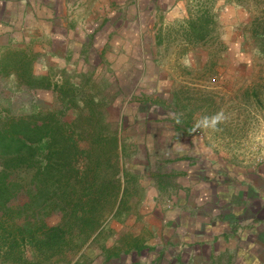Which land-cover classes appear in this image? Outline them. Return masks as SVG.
Instances as JSON below:
<instances>
[{
    "label": "rangeland",
    "instance_id": "374dc122",
    "mask_svg": "<svg viewBox=\"0 0 264 264\" xmlns=\"http://www.w3.org/2000/svg\"><path fill=\"white\" fill-rule=\"evenodd\" d=\"M177 1L185 14L181 11L179 16L172 17L166 13L153 16L149 11L144 13L149 23L155 20L161 26L153 33L151 28L144 27L142 43H133V37H129L132 42L127 39L128 43H122L124 59H106L109 53L114 54L111 47L115 45L111 44L108 50V44L103 41L101 45L95 42L94 47L88 44L84 55L81 47L89 42L86 36L92 35L90 24H93L88 22V14L80 12L77 23L68 24L66 28L74 34L76 42L73 46L76 52L79 51L80 58L77 55L73 59H66L69 63L67 68L71 70L69 73L63 69L60 74V70L53 67L49 68V73L53 81H60L59 77L63 75L71 77L74 83L85 85L89 94L102 102L109 132H119L126 152L125 155L123 153V170L139 173L137 176L128 175L129 195L122 205L119 218H112L102 226L95 240L96 247L103 243L112 244V254L127 250L125 257L130 260L136 258L134 253H130L132 248L154 245L156 235L152 234L150 223L153 219L130 216L144 209L142 201L148 193H144L140 185H150L148 179H155L156 165L161 166V173L168 175L173 174L174 166L178 169V165L168 159L157 161L160 155L157 139L161 136L160 141H174L176 147L184 149L178 153L179 157L178 154L173 157L186 160L183 164L186 179L178 173L173 179L165 178L166 182L173 181L176 186L186 185V216L178 225V232H166L169 236L173 234V240L186 242V248H190L198 236L196 231L205 226L198 216H207L210 220L207 219V225L215 231L220 227L223 232L207 238L209 247L200 248V252L188 249L186 259L190 262L188 264H225L229 260V253L226 251L221 257L215 249L219 245L214 244L217 241L228 243L235 225L220 220L218 214L223 212L220 208L234 203L236 198L255 195L250 185L247 186V181L254 184L258 194L264 197V106L257 107L249 92L252 87L261 85L264 100V60L247 40L255 3L212 0L209 7L215 23L209 35L204 41L190 43L185 36L186 19L189 14L195 13L203 0ZM134 27L129 17L124 28L139 32L138 27ZM97 29L105 31L106 27ZM157 32L160 42H155ZM56 33H62V29H57ZM101 35L99 39H105ZM33 45L24 47L23 44L10 43L1 52L21 48L32 56ZM140 51L142 55H139ZM51 63L54 61L51 60ZM72 67L75 70L84 68L75 73ZM40 70L37 63L34 71L41 75ZM59 106L58 100L49 91L34 92L17 85L13 77H0V109L7 107L12 115L30 114ZM70 118L67 115L66 119ZM143 120L149 123L145 124ZM159 131L165 132L164 135H159ZM143 152L147 153V158H151L148 170L142 163ZM163 153L170 158L171 154H167L166 150ZM142 172L144 175L148 173V176H143ZM168 205L172 206L170 203ZM234 207L244 208L245 203L235 204ZM58 221L57 215L48 219L50 225ZM176 236H181V239ZM251 251L257 252L258 248L254 247L244 254L239 252L236 264H240L245 255L246 259L247 255L253 258ZM88 253L94 256L92 250ZM141 254L138 252L137 257L147 259L154 255L146 250ZM72 255V252H68L64 260ZM32 256L30 252L27 253L29 259ZM175 257H179V254L172 250L166 259L169 261Z\"/></svg>",
    "mask_w": 264,
    "mask_h": 264
},
{
    "label": "trees",
    "instance_id": "16d2710c",
    "mask_svg": "<svg viewBox=\"0 0 264 264\" xmlns=\"http://www.w3.org/2000/svg\"><path fill=\"white\" fill-rule=\"evenodd\" d=\"M211 1L199 2L189 14L186 41L209 35L215 23ZM230 1L255 3L247 40L264 60V0ZM34 62L21 48L0 53L1 78L49 91L60 105L23 115L0 109V257L8 264L64 261L97 237L125 203L124 146L119 132H109L102 102L71 77L53 81L50 73L37 75ZM249 92L263 107L261 85ZM54 215L59 221L50 225Z\"/></svg>",
    "mask_w": 264,
    "mask_h": 264
},
{
    "label": "crops",
    "instance_id": "0c3cea01",
    "mask_svg": "<svg viewBox=\"0 0 264 264\" xmlns=\"http://www.w3.org/2000/svg\"><path fill=\"white\" fill-rule=\"evenodd\" d=\"M148 11L152 14L151 16L159 13H166L170 14L172 17H177L181 11L185 14L184 8L180 6L177 0H0V53L1 49L10 43L23 44L24 47L37 43L38 45H33L32 56L42 69L40 70L42 71L41 75L49 73L50 67L60 70V74H62L63 71L69 73L71 70L67 68L69 67V63L66 59H73L77 55H79L78 57L80 58V54L78 53L79 51L76 52L73 46L76 41L73 39L74 34L72 30H67L66 28L68 24L75 25L77 23V15L80 14V12H85V14H88V22L93 24H90L93 31L92 35L89 34L86 36L89 37V42L81 47L84 55L86 54L88 44L94 47L95 42L100 44V42L103 41L104 44H108V50L111 44L115 45L111 47L114 54L111 55L109 53L108 56L106 55V59L110 60L111 57H123L124 59L125 56H122L123 54L120 46L122 43H128V41L132 42L129 37H133V43L135 44L142 43V31L144 27L151 28L153 33L158 31V28L161 26V24L158 21L155 22V20H153L154 22L152 23L148 22L149 19L144 15V13ZM130 12H132V15H129ZM129 17L133 25L138 27L139 32H137L136 29L132 30L130 28V30H127L124 28ZM185 17H187V13ZM100 27H106V30L97 29ZM57 29H62V33H56ZM101 33L105 39L103 37L99 39L102 36ZM82 36L85 35L82 34ZM154 38L155 42H160L159 32L155 33ZM50 42H52L51 46L49 45ZM122 48L124 49V47ZM142 53L140 51L139 55H142ZM135 56L136 55H134V57ZM51 60L54 61V63H51ZM37 63L34 65V70L36 69ZM83 68L80 67L75 70L72 67V71L75 70V73H79L83 71ZM59 78L61 79V77ZM143 122L145 124L149 123L144 120ZM164 133L165 132H158L159 135H164ZM159 138L157 139V151L159 150L160 155H163L164 150H166L167 154L170 153L171 156L169 158L168 156H164L165 154L163 155L164 157L159 155L157 161L164 158L168 159L173 161V164H176V166L178 165V169L176 170L174 166L172 170L173 174L168 175L161 173V166L156 165L157 169L153 174L155 179L153 177L148 179L150 185L143 183L140 185L143 191L145 190L144 193L146 191V193H148L146 194V198L142 201L144 203V207L142 208L144 209L138 212V214L130 216L133 218L153 219L150 223L152 225V234L154 236L156 235L154 245L147 248L142 247L141 249L140 247H134L135 249L132 248L133 250H131L130 253H134L136 258H130V260H128L125 257L127 255V250H121L112 254V244L103 243L96 247L95 240L100 235V232L97 237L94 239L91 238L90 241L82 246L70 259L66 261L52 259L53 262L43 264H188L190 263L188 258L186 259V252L188 249L198 250L200 252V248L209 247L207 238L213 235L218 236L220 232H223L220 227L216 231L212 230L210 226L207 225L210 220L204 215L202 217L198 216V219L205 226H202L201 230L196 231L198 236H196L194 242L191 241L193 243H191L192 245L190 248H186V242H179V239L173 240V234L169 236V233L166 232L168 230L178 232V225L186 216V185L176 186L175 182H166L165 178L168 177L173 179L175 174L178 173V175H183L186 179V170L185 167L183 168V164L186 160L173 157L174 154L182 153L184 149L179 146L176 147L177 144L174 141H160ZM125 153L126 152H124V155ZM184 154L185 153H183L182 156H184ZM143 156L144 160H142V163L144 168L148 170L147 165L151 164V158H147L148 156L145 152H143ZM177 156L179 157L180 155L178 154ZM137 162H141V160ZM125 174L127 180L125 184H123L126 189L123 200L126 202L127 196L129 195L128 177L137 176L139 173L138 171L127 172V170H125ZM142 175L148 176V173L144 175L142 172ZM244 186L245 184H243V187ZM247 186H249L255 195L243 197L242 199L236 198L234 203L230 202L226 204L225 207L220 208L223 212H219L218 214L221 221H230V223H234L235 225L234 232L232 233L233 235L227 240L228 243L224 244L223 241H214L215 246L219 245V248L215 247V249L220 252L221 257L226 251L229 253V260L225 264L238 263L236 258H238L239 252L244 254L246 251L254 249V247H257L258 251H251L252 253L250 254L253 258L247 255L246 259L245 255V258L242 259L240 264H264V197L258 194V191L254 188V184L251 185L249 181H247ZM176 190L177 196L175 195ZM168 203L172 206H169ZM241 203H245L244 208L239 207V209H236L234 207L235 204L240 205ZM229 205H232V207ZM227 210L229 212L225 213ZM119 214L115 217H109L106 222L112 218H119ZM122 217H125V215ZM174 226L177 228L174 229ZM207 233L209 235H207ZM164 234L166 236H164ZM176 237H180L181 239V236ZM175 241H178V243ZM244 247L249 248V250ZM91 250L94 253L93 257L88 253ZM144 250L154 253L153 257L151 255L150 258L147 259L142 258L143 256L138 258V252H142L141 255H143ZM172 250H176L180 258L175 257L167 261L166 257L169 258ZM202 252L204 251L202 250ZM252 254L255 255L253 256ZM146 255L149 257L150 254L147 253ZM0 264L8 263L0 257Z\"/></svg>",
    "mask_w": 264,
    "mask_h": 264
}]
</instances>
